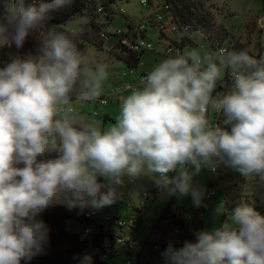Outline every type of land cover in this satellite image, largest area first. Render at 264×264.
<instances>
[{"label":"clouds","instance_id":"9594fccd","mask_svg":"<svg viewBox=\"0 0 264 264\" xmlns=\"http://www.w3.org/2000/svg\"><path fill=\"white\" fill-rule=\"evenodd\" d=\"M71 3L0 0V48H22L50 12ZM40 42L39 55L16 56L0 68V264H30L43 251L50 229L38 217L47 208L111 206L125 177L148 176L163 195L190 196L195 207L205 192L194 177L215 171L217 158L264 182V56L193 49L165 59L101 131L73 107V95L79 102L98 98L104 66L89 68L56 27ZM225 70L231 87L213 95ZM221 112L227 128L209 120ZM230 215L232 227L198 231L195 243L179 249L170 243L164 264H264V216L247 203ZM75 259L93 264L87 254Z\"/></svg>","mask_w":264,"mask_h":264},{"label":"rangeland","instance_id":"374dc122","mask_svg":"<svg viewBox=\"0 0 264 264\" xmlns=\"http://www.w3.org/2000/svg\"><path fill=\"white\" fill-rule=\"evenodd\" d=\"M195 1L197 3L199 2L210 16L213 17L214 24L212 25V32H217L216 34L225 40L216 49H213L206 40L198 38L193 41L195 47L186 48L185 53L196 49L202 54L208 53L215 56L220 48L228 47L231 43L246 47L255 54L258 53L259 48L264 47V33H262L257 26V19L264 16V0ZM139 2L140 0L127 2L118 1L112 6L115 14L109 20L97 17L99 21L117 26L121 29H124L128 21L136 23L141 20L145 25L147 37L145 41L150 43L154 50H158L159 54L154 53V51H146L141 57L137 70L132 71V74L126 64L116 58V56L119 57L121 53L119 49L115 50L112 45L101 44L97 39H93L91 36L86 35L85 30H88L86 25L88 21H93V12L86 13L84 16L75 17L64 27L66 32L79 36L78 39H88L92 43L84 44L85 51L83 57L89 68L95 70L97 66H104L108 73V78L103 84L102 95H106L115 88L122 87L129 84L131 81L137 80L143 73L148 74L156 65L165 60L162 53L168 44L178 40V34H169L170 32L162 33L168 36L161 37L154 27H150L144 18L149 12V8L142 7ZM119 10H124L126 14L120 15L118 13ZM83 27L86 29L84 30ZM222 30H224V32H222ZM46 32L47 30L42 26L36 30V33L30 35L28 38L41 41ZM93 44L97 45V48ZM82 79H86V77H82ZM123 98V95L110 96L108 97L109 102L107 106H102L96 103L95 100L89 102H79L76 100L73 101V107L84 117L86 122L93 123L101 131H104L116 123L119 117L120 107L117 106L115 102L116 100L122 101ZM105 111H109V117L112 119H108L104 123L103 113ZM94 112L98 114L97 117L93 115ZM215 166V174H212L209 168H203L200 174L194 177V183L202 188L205 194L209 191L211 186L214 188L215 194L210 200L205 201L203 198L202 205L200 207H195L190 196H176L175 205L183 209L185 214L190 217V221L187 222L190 228H192L195 222L199 221H201L202 230L211 231L221 228L223 225L225 227H232L234 222L231 219L228 209L235 203L241 204L247 201V204L252 207L262 208L264 206V182H261L258 177L246 178L226 163L219 161L218 158ZM142 178L151 180L148 176H142ZM213 181H216V184L213 185ZM119 191L121 196L126 197L130 193L133 195V201L137 200L135 192H130L126 179L124 184L120 186ZM170 198L171 196L163 195L158 198L155 204L148 205V210H151L154 217L147 222L153 223L155 221L156 216L162 211ZM108 208L109 210H113V213L117 216H123L126 213L119 201ZM63 209L67 213H71V210H68L65 206H63ZM74 226L78 227L76 223L70 221L66 224V229L71 232ZM112 231L122 238L130 239L131 234L125 230L120 231L112 227ZM148 232L149 230L146 228V222H141L137 233L134 235V243L139 244L144 241ZM149 240H158V236L154 235L150 237ZM126 260L125 251L119 250L108 264H126Z\"/></svg>","mask_w":264,"mask_h":264},{"label":"trees","instance_id":"16d2710c","mask_svg":"<svg viewBox=\"0 0 264 264\" xmlns=\"http://www.w3.org/2000/svg\"><path fill=\"white\" fill-rule=\"evenodd\" d=\"M118 1L127 2L132 0H72L70 5H66L50 12L47 25L43 27L46 30H48V27H56L58 31H63L68 34L70 38L73 39L77 50L83 56L85 51L84 44L91 42L88 39H78L79 36L66 32L64 27H66L67 23L75 17L84 16L86 13L93 12V21H88L86 25L88 30L86 31L85 27H83V29L85 30L86 35L91 36L93 39H97L98 42L102 44L103 42L99 39V31L107 25H104V22L98 20L100 17L96 14V8L97 6H102L106 12L111 14V16L108 14V18L105 19L109 20L115 14L112 6ZM41 2H50V0H25V6L31 4L38 5ZM162 6H168V13L164 14L166 16L169 14L171 22L182 27H188V35L178 36V40L183 49L195 47L193 41L198 39L195 37L197 31L203 33L204 37L202 39L206 40L213 49H216L224 42L225 39L220 38L216 34L217 32H212V25L214 24L213 17L210 16L199 2L197 3L195 0H148V5L142 7H155L160 9ZM4 12V7L0 5V15H3ZM222 32H224V30H222ZM119 41L120 39H111L109 40L108 45H114L115 50L119 49L121 51L119 57L116 56V58L123 61L127 68L132 71L137 70L141 57L146 51H154V53L159 54L155 50H146L139 54L125 53L123 49H120ZM94 46L97 48V45ZM40 48L41 42L31 38H27L25 44L20 49H17L14 45L11 47L0 48V68L5 67L10 63L11 59L16 56L26 57L29 55H39ZM227 48L230 49L229 51H247L249 55L256 57L264 55V47L259 48L257 54L253 53L246 47L236 45L235 43H231ZM223 86L224 87L217 88L218 93H225L230 89V84H228V82H225ZM76 100L74 94L73 101ZM224 119L225 117L222 112L218 118H216L218 126L221 128L228 127L223 123ZM107 120L108 119L104 117V123ZM52 155L54 156L55 154ZM20 166L22 167V165ZM210 188H212V186ZM175 203L176 196H171L162 211L156 216L155 221L151 223V226L148 228L146 226L149 232L145 240L137 244L138 252L135 254L136 264H163L164 260L159 257V254L160 252H165L170 243L174 248H181L186 241L193 243L196 242L195 233L202 230L201 221L195 222L192 228H190L187 223L190 220L187 221L184 219L185 212L183 209L177 207ZM245 203L248 202L245 201ZM238 206H240V204L235 203L229 209H226L230 212ZM108 207L103 208V210L114 212L113 210H109ZM253 208L261 216H264V206L262 208ZM79 211V209H72L71 213H67L64 211L62 205H56L54 207L50 206L39 215L38 219L42 220L50 229L49 242L44 246L43 251L32 259L30 264H79L78 260L75 258L82 257L86 254L92 256L93 264H108L119 250H124L125 255L127 256L129 243H127V245H119L117 239L120 236L113 233L110 224H106L102 219L96 217L90 219L85 218L78 214ZM85 211H89V209H85ZM125 212L128 214L132 213L131 211L129 213L126 209ZM119 218H125V214L119 216ZM70 221H73L78 226H74L71 232L66 229V224ZM147 221L146 223H148ZM141 222H143V220L139 219L136 227L130 232V238L133 240H131V243H134V235L137 233ZM87 226H92L94 228L93 233L83 238V230ZM122 230L123 229H121V231ZM154 235L158 236V240H149V238ZM21 264H23V261Z\"/></svg>","mask_w":264,"mask_h":264},{"label":"built area","instance_id":"2783aa9c","mask_svg":"<svg viewBox=\"0 0 264 264\" xmlns=\"http://www.w3.org/2000/svg\"><path fill=\"white\" fill-rule=\"evenodd\" d=\"M139 4L141 6H147L148 0H140ZM118 13L120 15H125L124 10H119ZM164 13H168V6H162L160 9H157L155 7L149 8V12L144 16L147 23L150 25V27H154L156 29L161 37H166L168 35L162 34V33H169V34H178L180 37L181 35H188V27L186 26H180L178 24H175L171 22L170 16H166ZM96 14L98 17L102 19L108 18V12L104 10L102 6H97L96 8ZM111 16V14H109ZM102 24V23H99ZM105 28L100 29L99 31V39L104 44H109V40L111 39H120V49H123L125 53H131V54H139L141 52H144L146 50H154L153 46L146 42V27L145 25L140 21L133 23L132 21H128L124 27V29H121L117 26L106 24ZM257 26L260 29L262 33H264V16L257 19ZM178 37V38H179ZM195 37L197 38H203L204 35L201 31H197L195 33ZM114 47V45L112 46ZM224 49L226 52L229 51L227 47L220 48L219 50ZM218 50V52H219ZM158 52V50H155ZM185 54V49L181 47V43L179 40L170 42L168 46L164 49L162 56L164 59H168L170 57H174L176 55ZM131 74L133 73L132 70H130ZM147 74L143 73L141 74L137 80L131 81L129 84H126L122 87L115 88L111 90L106 95H100L98 98L94 99L96 103L107 106L108 104V97H112L115 95H130L132 90L138 89L141 87V81L142 78L145 77ZM225 82H228L231 87V81L229 79V76L227 74V70L225 71V74L221 77L220 81H218L217 88L218 87H224L223 84ZM229 87V88H230ZM217 88L214 91L213 95H215L217 92ZM89 102V101H88ZM117 105L121 109L122 101H118ZM95 117L98 116L96 112L93 113ZM220 114L216 113H209V120L211 123H213L215 126H218V122L216 121V118H218ZM216 167V166H215ZM210 172L212 174L216 173L215 171H212L210 169ZM176 173L173 172L170 174V176H175ZM127 181V186L130 189V192H135L136 194V201H133V195L130 193L123 197L121 196L119 201L129 213L130 211L132 213L127 214L125 218H119V216L115 215L113 212H108L105 210H98V211H79L78 214L81 216H84L85 218H93L96 217L98 219H102L104 223L110 224L111 227H115L121 231V229L128 231L129 233L132 231L133 228L136 227L137 223L139 222V219L143 220V222H146L147 220H150L154 217V214L151 212V210H148V205L154 204L155 201L158 200L160 196H162L161 189H159L156 184L152 180H139L138 178L135 179H129L125 177ZM99 182H106L103 178H99ZM213 183V182H212ZM215 194L214 188H210L209 191L204 195V200L208 201L210 200ZM185 220H190V217L186 214L184 215ZM147 228L151 226V222L146 223ZM93 227L87 226L83 230V238L91 235L93 233ZM132 238L125 239L121 236L117 239V243L119 245H127L129 243V250H127V260L126 264H136V258L135 254L138 252L137 244L131 243ZM133 241V240H132ZM162 253L160 252L159 257L164 260V257L162 256ZM164 264V263H163Z\"/></svg>","mask_w":264,"mask_h":264},{"label":"crops","instance_id":"0c3cea01","mask_svg":"<svg viewBox=\"0 0 264 264\" xmlns=\"http://www.w3.org/2000/svg\"><path fill=\"white\" fill-rule=\"evenodd\" d=\"M127 96H128V95H125L124 98L127 97ZM118 101H119V100H116V102H115L116 105H117V102H118ZM110 102H111V101H110ZM107 105H108V104H107ZM117 106H118V105H117ZM104 117H106L107 119H112V118L109 117V111H105V112L103 113V119H104ZM138 179H139V180H145V178H142V177H138ZM214 184H216V181H213V185H214ZM162 196H163V195H162ZM155 203H156V201H155ZM155 203H154V204H155ZM127 214H128V213H125V216H126Z\"/></svg>","mask_w":264,"mask_h":264}]
</instances>
